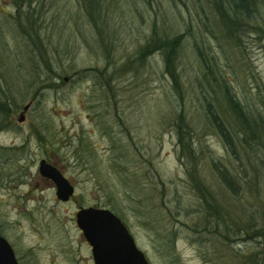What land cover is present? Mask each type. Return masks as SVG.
I'll return each mask as SVG.
<instances>
[{"label": "rangeland", "instance_id": "374dc122", "mask_svg": "<svg viewBox=\"0 0 264 264\" xmlns=\"http://www.w3.org/2000/svg\"><path fill=\"white\" fill-rule=\"evenodd\" d=\"M100 1L105 18L100 22L109 20L111 36L116 37L107 48L110 53L99 44L83 0H38L33 6L51 39L58 36L51 29L57 26L77 43L64 58L66 73L50 81L37 104L31 96L40 86L28 85L33 79L27 80L26 40L11 20L5 21L7 14H16V7L11 0H0V32L8 56L0 54V98L8 96L5 105L12 110L5 114L0 109V235L11 245L18 264H94L75 214L78 207H101L98 201L106 200L99 199L103 195L94 178L98 169L104 177L114 174L110 160L116 158L114 145L127 146L136 156L130 169L140 176L147 171L154 179L157 172L165 181L163 199L158 185L157 208H151L160 211L167 239H160L151 222L142 225L138 213L126 223L150 264H241L250 255H255V264H264V244L256 247L244 236L224 240L221 231L209 226L212 220L203 217L191 184L194 170L238 226L246 227L251 217L256 226L264 221V152L254 153L253 146L234 137L236 128L217 78L223 76L243 104L264 112V34L249 26L238 31L236 39L227 38L210 0ZM256 2L254 20L248 23L264 27V0ZM153 30L159 36L184 35L175 64L177 85L165 72L159 52L149 55L142 66L115 76L113 72L111 89L96 83L94 69L104 70L107 77L106 68L134 58ZM26 104L30 106L25 119L19 122ZM209 106L232 133L235 154L210 123ZM180 112L190 129L193 156H181L179 151ZM105 127L113 143L103 134ZM80 136L92 154L87 161L75 162L72 151ZM41 159L75 186L68 202L58 201L53 183L39 175ZM215 162L235 176L236 192L218 178ZM146 177L142 181L148 184Z\"/></svg>", "mask_w": 264, "mask_h": 264}, {"label": "trees", "instance_id": "16d2710c", "mask_svg": "<svg viewBox=\"0 0 264 264\" xmlns=\"http://www.w3.org/2000/svg\"><path fill=\"white\" fill-rule=\"evenodd\" d=\"M37 1L38 0H11L12 4L16 7V14L12 17L8 14L5 16V21L10 23L11 20L19 31V34L26 40V48H28L26 53L28 65L30 67L27 69V80L33 79L28 85L30 87L34 85L40 86L39 90L34 91L31 96L36 103L39 99L37 97L43 95V90L50 86V81H52L53 78H60L66 73V67L63 65L64 58L73 51V47L77 44L70 34L58 31L59 28H57V26L51 27L54 33H58L56 39L53 40L49 37V27H44L38 22L36 8H33V6L37 4ZM210 2L215 7L225 26V36L227 38L236 39V33L240 30H246L249 26L254 29H259L264 34V27H255L253 24L251 26V24L248 23V21L254 20V12L257 9L256 0H210ZM101 4L102 2L100 0H83L84 9L85 12L87 11L89 22L94 23L93 27L97 31V40L99 44H101V46L105 44L106 46H104V48L106 47L107 53H110L108 49L115 44L116 37L113 38V36H111L113 28L108 24L109 20H106V23L100 22L105 19L103 16L104 9ZM183 38V34H175L174 36L164 34L159 36L157 32L153 30L147 42L137 50L134 58L128 59L122 65H113L112 67L106 68L107 77H105L106 73L103 72L104 70L94 69L99 76L96 83L101 84V86L105 84L107 88L111 89L110 81L111 78H113L111 75L113 72L115 76L116 74L119 75L120 73L122 74L125 71H129L132 68L135 69L138 66H142L149 55L159 52L163 57L165 72L173 76V83L177 85L175 64L182 46ZM0 46H2L0 48V54L8 58L5 54L6 50H4L6 45L2 32H0ZM198 56H200L202 65L207 67L205 58L202 56L201 52H198ZM208 73L212 75V78L214 77L213 73L209 71ZM217 78L219 80L218 88L220 90L222 89L223 102L226 105L230 118L232 116L231 119L236 128L233 132L234 137L240 138L247 146H253L252 149L254 153L257 151L264 152V112L257 111L243 104L231 90L226 79L220 74L217 75ZM8 101V96H5L4 100L0 98V109H2V111L4 110L5 114H9V112L12 111L5 105ZM206 113L210 123L215 126V129H217L224 139L227 149L232 154H235L233 147L234 139H232L233 135L227 126H225L222 117L218 115L216 111L214 112L210 106ZM176 127L177 144L181 156H193L191 153L190 129L181 112L176 116ZM104 129L103 134L108 136L113 143L111 131L107 127ZM85 143L84 137L80 136L73 148L74 151H72L75 162L87 161L88 156L92 154L90 149H88V145ZM134 148L136 151H139L137 146ZM114 149H117L115 151L116 158L110 159L113 163L112 168L114 174L111 177H104L99 169L95 173L96 179L94 178V180L96 181V187L98 192H101L103 195L101 198L99 197V199H106L98 201L100 204L99 206L109 209L119 217L125 225H127L128 217H130L131 214L135 215L138 213L139 222L142 225L147 226L148 223L151 222L157 233L160 234V239H167L168 234H163L165 232L163 224L161 223L160 211H154L151 208H157V206H155L154 191L158 185L161 186L160 195L162 197L160 199H163L166 191L165 181L162 180L157 172H155V174L158 176V179H154V175L146 171L144 175L147 176L146 180L149 181L150 184H145L142 181L144 175L140 176L136 169L133 170L129 168V165L137 159L136 156L129 152L127 146L114 145ZM213 165L221 182L232 192H236L237 180L235 176L221 163L215 162ZM90 168L94 170L96 166L92 165ZM193 173L194 176H192L191 184L200 198L203 217L206 216L212 220L209 226L213 227L215 232L217 230L219 232L221 231L220 236L223 237L224 240H229L231 237L238 238L244 236L246 238L245 242H254L256 247H258L259 244H264V221L261 225L256 226L254 225L253 217H251L246 227L238 226L237 222L233 221L230 212L219 199L213 198L211 192L194 170ZM241 264H255V255L242 258Z\"/></svg>", "mask_w": 264, "mask_h": 264}, {"label": "water", "instance_id": "95a60500", "mask_svg": "<svg viewBox=\"0 0 264 264\" xmlns=\"http://www.w3.org/2000/svg\"><path fill=\"white\" fill-rule=\"evenodd\" d=\"M29 106L30 104H26L22 108L19 122L25 119ZM38 173L53 183L58 201L68 202L75 194V186L45 159L38 162ZM75 218L77 227L91 248L94 264H150L143 251L136 246L125 224L109 209L81 207ZM0 264H18L11 245L1 235Z\"/></svg>", "mask_w": 264, "mask_h": 264}, {"label": "flooded vegetation", "instance_id": "af4514ba", "mask_svg": "<svg viewBox=\"0 0 264 264\" xmlns=\"http://www.w3.org/2000/svg\"><path fill=\"white\" fill-rule=\"evenodd\" d=\"M80 208H81V207H78L77 211H78ZM126 227H127V225H126ZM127 229H128V227H127ZM128 231H129V229H128ZM88 246H89V244H88ZM89 248H90V246H89ZM90 252H91V248H90ZM91 257H92V253H91ZM92 260H93V258H92Z\"/></svg>", "mask_w": 264, "mask_h": 264}]
</instances>
